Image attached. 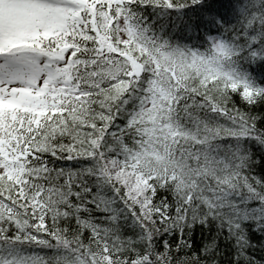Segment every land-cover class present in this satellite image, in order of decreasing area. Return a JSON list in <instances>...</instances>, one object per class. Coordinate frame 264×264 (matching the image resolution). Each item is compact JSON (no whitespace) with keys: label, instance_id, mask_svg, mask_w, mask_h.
<instances>
[{"label":"snow or ice","instance_id":"6c2138e0","mask_svg":"<svg viewBox=\"0 0 264 264\" xmlns=\"http://www.w3.org/2000/svg\"><path fill=\"white\" fill-rule=\"evenodd\" d=\"M0 264H264V0H0Z\"/></svg>","mask_w":264,"mask_h":264}]
</instances>
